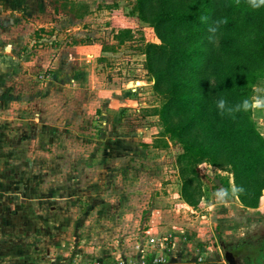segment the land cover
<instances>
[{
	"label": "rangeland",
	"instance_id": "rangeland-1",
	"mask_svg": "<svg viewBox=\"0 0 264 264\" xmlns=\"http://www.w3.org/2000/svg\"><path fill=\"white\" fill-rule=\"evenodd\" d=\"M121 28L132 33L123 43L113 37ZM254 30L236 31L235 54L262 57L244 80L264 138V103L255 106L264 101V33ZM150 43L161 41L137 0H0L2 253L27 264H227L231 251L239 264H264V188L244 207L231 165L203 158L197 205L182 197L190 153L145 110L193 75L168 74L170 87L157 90ZM216 75L230 72L219 64L211 82Z\"/></svg>",
	"mask_w": 264,
	"mask_h": 264
},
{
	"label": "trees",
	"instance_id": "trees-1",
	"mask_svg": "<svg viewBox=\"0 0 264 264\" xmlns=\"http://www.w3.org/2000/svg\"><path fill=\"white\" fill-rule=\"evenodd\" d=\"M189 4L198 7L190 9ZM137 9L141 18L154 26L161 41L145 49L148 68L157 74L154 87L165 91L171 85L166 81H170L168 77H176L174 72L182 78L189 71L193 75L190 84L177 87L176 97L158 109L145 110L163 120L167 130L177 134L190 153V169L186 170L190 176L183 178L182 197L197 205L193 196L200 191L201 183L195 164L205 158L213 165L230 164L235 195L244 207H256L264 188V138L245 107L249 88L244 76L248 70L261 68L263 60L261 57L258 62L260 55L252 57L249 52L235 54L239 47L234 37L237 39L241 32L248 36L255 27L264 33V4L252 8L249 0H137ZM190 23L196 24L191 32ZM131 36L128 28L113 35L119 43ZM242 58L240 66L238 60ZM219 64L230 76L216 75L211 82ZM221 99L225 101L224 108L218 107ZM224 255L227 264H239L233 252L225 251Z\"/></svg>",
	"mask_w": 264,
	"mask_h": 264
},
{
	"label": "crops",
	"instance_id": "crops-1",
	"mask_svg": "<svg viewBox=\"0 0 264 264\" xmlns=\"http://www.w3.org/2000/svg\"><path fill=\"white\" fill-rule=\"evenodd\" d=\"M177 257H173V256L169 257L168 263H165V264H198V263H194L195 258L190 259V261L192 260L191 262H185L184 260L181 262L182 260L181 256L179 258ZM0 264H27V262H25L24 259L17 253L7 254V253H2L0 251ZM52 264H55V263H52ZM203 264H226V263L220 262V261H216V262L212 261V262H204Z\"/></svg>",
	"mask_w": 264,
	"mask_h": 264
},
{
	"label": "clouds",
	"instance_id": "clouds-1",
	"mask_svg": "<svg viewBox=\"0 0 264 264\" xmlns=\"http://www.w3.org/2000/svg\"><path fill=\"white\" fill-rule=\"evenodd\" d=\"M249 2L252 8H258L260 7L261 4H264V0H249ZM262 103H264V101L257 99L255 101V106L260 107ZM224 106H225V101L221 99L218 102V107L224 108ZM245 107H247V101H245Z\"/></svg>",
	"mask_w": 264,
	"mask_h": 264
},
{
	"label": "water",
	"instance_id": "water-1",
	"mask_svg": "<svg viewBox=\"0 0 264 264\" xmlns=\"http://www.w3.org/2000/svg\"><path fill=\"white\" fill-rule=\"evenodd\" d=\"M226 256H227V254H226ZM228 259V258H227ZM229 260V259H228ZM229 264H231V262L229 261Z\"/></svg>",
	"mask_w": 264,
	"mask_h": 264
}]
</instances>
